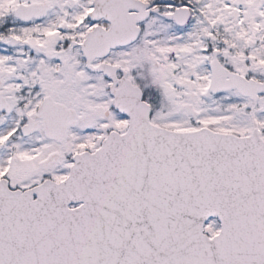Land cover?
Returning <instances> with one entry per match:
<instances>
[{
    "label": "snow or ice",
    "instance_id": "snow-or-ice-1",
    "mask_svg": "<svg viewBox=\"0 0 264 264\" xmlns=\"http://www.w3.org/2000/svg\"><path fill=\"white\" fill-rule=\"evenodd\" d=\"M0 264H264V0H0Z\"/></svg>",
    "mask_w": 264,
    "mask_h": 264
}]
</instances>
